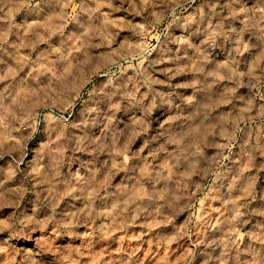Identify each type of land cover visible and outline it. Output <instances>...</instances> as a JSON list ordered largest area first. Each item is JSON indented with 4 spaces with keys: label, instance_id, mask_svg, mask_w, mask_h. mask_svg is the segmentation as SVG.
<instances>
[{
    "label": "clouds",
    "instance_id": "obj_1",
    "mask_svg": "<svg viewBox=\"0 0 264 264\" xmlns=\"http://www.w3.org/2000/svg\"><path fill=\"white\" fill-rule=\"evenodd\" d=\"M264 264V0H0V264Z\"/></svg>",
    "mask_w": 264,
    "mask_h": 264
},
{
    "label": "rangeland",
    "instance_id": "obj_2",
    "mask_svg": "<svg viewBox=\"0 0 264 264\" xmlns=\"http://www.w3.org/2000/svg\"><path fill=\"white\" fill-rule=\"evenodd\" d=\"M168 264H171V262H168Z\"/></svg>",
    "mask_w": 264,
    "mask_h": 264
}]
</instances>
